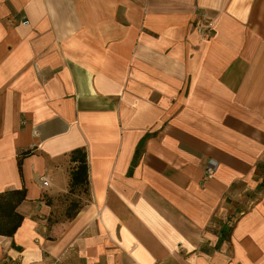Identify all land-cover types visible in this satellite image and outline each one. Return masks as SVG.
Here are the masks:
<instances>
[{"label":"crops","instance_id":"1","mask_svg":"<svg viewBox=\"0 0 264 264\" xmlns=\"http://www.w3.org/2000/svg\"><path fill=\"white\" fill-rule=\"evenodd\" d=\"M21 189L0 264H264V0H0Z\"/></svg>","mask_w":264,"mask_h":264},{"label":"trees","instance_id":"2","mask_svg":"<svg viewBox=\"0 0 264 264\" xmlns=\"http://www.w3.org/2000/svg\"><path fill=\"white\" fill-rule=\"evenodd\" d=\"M24 153L27 154L28 152ZM20 161L21 159L19 158V167ZM70 161L73 165L70 171L69 191L72 192L75 189L85 191L87 188V161L85 151L82 149L73 150L70 153ZM24 198V189L0 193V235L11 236L19 226L22 216L15 209ZM72 215L73 213H68V218L72 217Z\"/></svg>","mask_w":264,"mask_h":264},{"label":"built area","instance_id":"3","mask_svg":"<svg viewBox=\"0 0 264 264\" xmlns=\"http://www.w3.org/2000/svg\"><path fill=\"white\" fill-rule=\"evenodd\" d=\"M22 23L26 24L27 21L24 20V21H22ZM205 28H206V32L208 33V31H210L212 29L211 23H207ZM215 168H216L215 162L213 160H208V162L206 163L205 168H204L205 176L210 177L214 173ZM41 183L43 186L48 185V181L44 177L41 178Z\"/></svg>","mask_w":264,"mask_h":264}]
</instances>
